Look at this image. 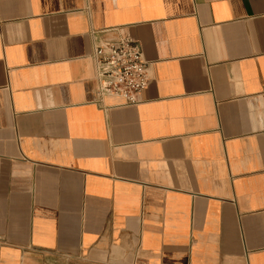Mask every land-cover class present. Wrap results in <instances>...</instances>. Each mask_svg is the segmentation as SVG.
Instances as JSON below:
<instances>
[{"label": "crops", "instance_id": "obj_1", "mask_svg": "<svg viewBox=\"0 0 264 264\" xmlns=\"http://www.w3.org/2000/svg\"><path fill=\"white\" fill-rule=\"evenodd\" d=\"M0 264H264V0H0Z\"/></svg>", "mask_w": 264, "mask_h": 264}, {"label": "built area", "instance_id": "obj_2", "mask_svg": "<svg viewBox=\"0 0 264 264\" xmlns=\"http://www.w3.org/2000/svg\"><path fill=\"white\" fill-rule=\"evenodd\" d=\"M98 81V96H115L125 105L141 101L148 88L151 64L144 58L139 42L127 37L114 45H104L94 52Z\"/></svg>", "mask_w": 264, "mask_h": 264}]
</instances>
